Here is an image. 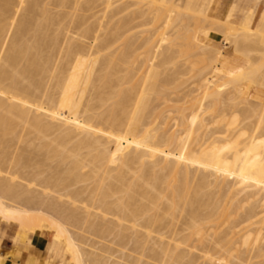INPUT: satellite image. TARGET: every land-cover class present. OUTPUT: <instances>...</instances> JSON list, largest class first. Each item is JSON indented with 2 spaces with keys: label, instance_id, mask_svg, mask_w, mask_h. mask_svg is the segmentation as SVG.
Masks as SVG:
<instances>
[{
  "label": "bare ground",
  "instance_id": "obj_1",
  "mask_svg": "<svg viewBox=\"0 0 264 264\" xmlns=\"http://www.w3.org/2000/svg\"><path fill=\"white\" fill-rule=\"evenodd\" d=\"M68 1L0 0V219L30 232H50L71 264H165L172 258L178 264H264V78L242 82L238 74L212 81L206 72L207 78L176 85L184 87L182 93L168 92L173 75L184 68L167 71L171 45L159 51L172 31L163 29L188 20L207 25L203 31L216 39L207 59L221 60L224 47L237 56L255 50L264 57V4L254 18L250 10L242 17L246 4L237 0L219 19L218 0L133 1L130 7L144 4L137 16L150 4L153 13H145L152 21L161 11L163 28L155 43L148 38L144 52L150 62L159 53L161 58L139 80L130 69L136 59L132 39L123 51H108L119 39L108 35L110 29L109 37L100 33L106 31L104 17L89 22L88 9L97 0H72L74 13L84 3L88 15L71 13L73 31L59 26L67 13H53L52 7L51 13L48 4L64 7ZM114 2L97 7L104 5L100 11L108 16ZM120 18L114 26L123 23L127 31ZM116 27L118 37L122 31ZM207 62L221 78L238 68ZM16 139L15 152L10 145L17 146ZM80 230L135 245L155 241L157 248L149 244L147 255L156 263L103 245L94 248ZM178 241L215 243L201 250L203 261L197 262L188 249L177 248ZM225 241H241L246 249L231 255L235 261H214L211 250ZM89 244L100 252L87 250ZM260 256V262L252 261Z\"/></svg>",
  "mask_w": 264,
  "mask_h": 264
},
{
  "label": "rangeland",
  "instance_id": "obj_2",
  "mask_svg": "<svg viewBox=\"0 0 264 264\" xmlns=\"http://www.w3.org/2000/svg\"><path fill=\"white\" fill-rule=\"evenodd\" d=\"M53 1V0H52ZM80 1V0H79ZM83 0H81V2H82ZM101 1V0H100ZM99 0H97L94 4H92V8H90V9H88V11H89V13H88V11H86L85 9L83 10L82 9V7L84 8L85 7V5H84V3H82V5H81V3H80V5H81V8L79 7V5L77 6L78 8H80L79 10H76L75 11V13H74V10L76 9H72L73 8V6H74V1H68V4H69V2H70V4L68 5V7H67V5L65 4V6L63 7V5H61L62 7H60V6H57L54 2H51V3H49L48 4V9H49V11L52 13V11H53V13H58V14H60L62 11L65 13V15H66V13H67V15H66V17L67 18H65V19H63L62 18V16L60 17V18H62V21L64 20V22H61L62 24H60L59 26H62V27H64L65 25L67 26L68 25V31H70V29L73 27V25H71L70 24V22H67V20L69 21L71 18V13H74V15H75V17L77 18L78 16L77 15H80L79 13H82V15H83V13L85 14V15H88L89 16V22H94V20H93V18L95 19V21H97V19H98V15H100V17H104L103 18V21H105L107 24H105V27H106V31H101L100 33L101 34H104V32H105V34H106V36L107 37H109V36H112V37H114L115 39H119L118 41H115V43H113L112 45L113 46H111L110 47V49H108V51H116L117 53H118V51L120 52V51H123L122 50V48L123 47H126V42L127 41H129L128 39L129 38H131L132 40H130V42H132V44H134L133 45V47H134V49H135V60H134V62L132 63V67H130V69L132 68V69H134V71H135V77L137 78V79H139V80H141L142 79V77H143V75L145 74V72H146V69H147V66H148V64H149V66L151 65V63H155V62H157L158 60H160V58H161V54L159 53V55H156L157 57L154 59L153 58V61H152V57H151V54H149V56L146 54H144V52H145V50L147 49V47H149V45L152 43V42H156L157 40H158V38L160 37V34L162 33V26H161V21L159 22V16H160V14H161V11H159L160 12V14H158L157 16L158 17H156L155 18V20H153L154 21V23H153V21L151 20L153 17V15H148V14H150V13H153V9L155 8L154 7V5H152V4H150V5H148V6H151L150 8H149V10H147L148 11V14L147 13H145V9H148V8H144V10H142L141 9V13H143L142 11H144V16L142 17L141 16V14H140V16L142 17H140V16H137V10L139 9L140 10V8L142 7V6H144V4H142V3H136V4H134V5H132L133 3V1H135V0H113V4L108 8V10L109 9H111V7L113 6V8L111 9V10H109V14H108V16H106V12H107V10L106 9H104L105 11V13H103V12H101V11H103L102 10V7L104 6V5H102L101 7H100V5L103 3L104 4V1L102 2H100ZM125 1H127V2H125ZM147 1V0H146ZM231 0H228V2H230ZM254 1V0H253ZM71 2H73V3H71ZM101 3L100 5H99V7H97L98 6V3ZM143 2H145V0L143 1ZM148 2V1H147ZM118 3H123V4H121V5H123V6H120V4H118ZM125 3H127V4H125ZM130 3H132L131 5V7H130ZM54 5V6H51V5ZM115 4H116V7H115ZM129 4V5H128ZM142 4V5H141ZM147 4H149V3H146V6H147ZM252 4H253V2H252ZM252 4L249 6V7H247L246 5H245V7L243 8V13H242V17L244 16V13H246L248 10H250L251 11V18H254V16H255V13L253 12V7H252ZM95 5V6H94ZM226 5V4H225ZM225 5H223V7H222V9L218 12V15H217V18H219V19H222L223 18V16H224V12H225V8H226V6ZM50 6V7H49ZM127 6H129V7H127ZM147 6V7H148ZM51 7L53 8L52 9V11H51ZM57 7V8H56ZM72 7V8H71ZM95 7V8H94ZM124 7H126V8H124ZM86 8V7H85ZM98 8H100L99 10H98ZM104 8V7H103ZM116 8V9H115ZM120 9L121 8V10H118V9ZM128 8V9H127ZM82 9V10H81ZM65 10V11H64ZM82 12H81V11ZM97 10V11H96ZM101 10V11H100ZM120 11L121 13H118V12H116V14H115V11ZM122 10H123V12H122ZM130 10V11H129ZM136 10V11H135ZM72 11V12H71ZM99 11V12H98ZM127 11V12H126ZM133 12V14H132V12ZM135 11V12H134ZM146 11V12H147ZM150 11V12H149ZM152 11V12H151ZM62 12V13H63ZM86 12L88 13V14H86ZM139 12V11H138ZM91 13V14H90ZM102 13H103V15H102ZM114 13V14H113ZM131 13V14H130ZM137 13V14H136ZM140 13V12H139ZM222 13V14H221ZM93 14V15H92ZM105 14V15H104ZM134 14H136V17H135V15ZM64 14H63V16H65ZM74 15H73V19H74ZM84 15V16H85ZM90 15H91V17H90ZM113 15V16H112ZM116 15V16H115ZM123 15V16H122ZM130 15H132V17L134 18H132ZM139 15V14H138ZM81 16V15H80ZM79 16V17H80ZM98 16V17H97ZM120 16L123 18V21H124V18H125V23H127V24H125V25H129L128 27L129 28H126V30L127 31H122L125 27L123 26V23L121 24H115V26H114V24L113 23H115V20L117 19L118 20V18H120ZM128 16V17H127ZM99 17V18H100ZM70 18V19H69ZM76 18H75V20H76ZM107 18H108V20H107ZM126 18H127V20H129L131 23H129V22H127V20H126ZM129 18H131V20L129 19ZM136 18H138V19H136ZM106 19V20H105ZM110 19V20H109ZM114 19V20H113ZM121 19V18H120ZM154 19V18H153ZM135 20V21H134ZM140 20H142V21H140ZM158 20V21H157ZM66 21V22H65ZM108 21V22H107ZM121 22H122V19L120 20ZM137 21H140V22H137ZM117 22H119V21H117ZM116 22V23H117ZM136 24H134V23ZM179 23V21H176V22H173V24L171 23L169 26H167V27H165L164 29H163V31L165 30V32L167 33V32H169V33H167L168 35L170 34V31H171V34L169 35L170 37H169V39L168 40H166L165 41V46L166 47H164V43L162 42L161 44V46H160V49H159V51L162 49H167V48H169L170 46L169 45H171V47H170V52H169V54H170V60H169V62L165 65L167 68H166V70L167 71H169V68L171 69V71H174V69H180V70H183L182 68H184V70L181 72V74H179V73H177V75H173L174 77H172V78H174V80L172 81V84L171 85H169V88H171V87H174V88H172L173 90H169V89H167V91L169 92V91H174V93H175V90L176 91H178V92H180V93H182V91L184 90V87H185V85H187V84H184V83H182V82H186V83H190V82H192L193 80L195 81V80H197L198 79V81H199V79L200 78H207L208 76L207 75H211L210 77L213 79H210V80H212V81H223V80H232L233 78H234V76H236V75H238V74H242V75H244L243 76V79L241 78V80H242V82H250V81H254V80H261V79H263L264 78V57H262V55H261V53H259L258 51H252V50H250V51H247V53L246 54H243V55H241V56H237L236 54H235V60L237 61V67L238 68H236L233 72H231L230 74H228L227 76H225L224 78H221L222 76L220 75V73H221V71H219L218 70V72H220V73H218V72H216V74L214 73H211V65L209 66L208 64V62L207 61H209L211 64H215V63H217V62H219V63H217L218 64V66L219 65H221V62H222V60H220V58L217 60V59H215V60H211V59H207V58H209L208 56H210V51L212 50V47L214 46V45H212L213 43H211V42H215L216 43V39H213V37H211L210 36V33L208 32V30H205V31H203L204 29H207L206 27H207V25L205 26L204 24H199L198 25V23H196L195 24V22H193V21H188V20H185V21H181L180 23L182 24V25H185L186 24V27L184 26V28L182 27V25L179 23V25H178V23ZM67 23H69V24H67ZM129 23V24H128ZM133 23V24H132ZM139 23V24H138ZM158 23V24H157ZM110 24V25H109ZM112 24H113V26H112ZM138 24V25H137ZM196 26L197 25V27H195L194 25ZM251 25H252V21H251V23H250ZM108 27H107V26ZM130 25L132 26L131 28H130ZM173 25V26H172ZM177 25V28L176 27H174V26H176ZM194 27H193V26ZM72 26V27H71ZM112 26V27H111ZM116 26H118V27H116ZM158 26H160V27H158ZM172 26V27H171ZM179 26V27H178ZM181 26V27H180ZM187 26H190V27H188L187 28ZM202 28H201V27ZM55 27H57V26H55ZM115 27L116 28H118L119 29V32L120 31H122L121 33H119L118 35V37H116V35H117V31L118 30H116V33L115 32H113L114 30H115ZM158 27V28H157ZM199 27H200V29H199ZM64 28H66V27H64ZM113 30H112V29ZM175 30H174V29ZM180 28V29H179ZM182 28V29H181ZM204 28V29H203ZM108 29V30H107ZM109 29H110V33H108V35H107V33L106 32H108L109 31ZM168 29V30H167ZM176 29H178V30H176ZM71 31H73V28L71 29ZM111 32H113L114 34H115V36L113 35V33H111ZM124 32V34H122ZM206 32V33H205ZM71 33V32H70ZM158 33H160V34H158ZM76 36H77V33L75 32L74 33ZM74 34H72L71 36H72V40H73V42H79L78 41V39L77 38H75V41H74V37H73V35ZM112 34V35H111ZM208 36H207V35ZM74 35V36H75ZM75 36V37H76ZM122 36V37H121ZM120 37V38H119ZM158 37V38H157ZM212 39V41L210 40V38ZM150 39V41H151V43H150V41H149V39ZM114 39V40H115ZM144 39L146 40V41H148L147 43L144 41ZM155 39H156V41H155ZM128 43V44H131V43ZM145 42V43H144ZM148 43H150L149 45H148ZM214 43V44H215ZM132 44H131V46H132ZM166 44H169V45H166ZM212 45V46H211ZM130 46V45H129ZM128 46V47H129ZM168 46V47H167ZM133 47H130V49L131 48H133ZM146 47V48H145ZM214 48V47H213ZM117 49V50H116ZM127 49H129V48H127ZM209 49V50H208ZM202 50H208L207 52L206 51H204V53H203V51ZM125 51V50H124ZM127 51V50H126ZM152 51V50H151ZM201 51H202V53H201ZM161 52V51H160ZM100 53V55L101 54H103V52H99ZM151 53V52H150ZM206 53H208V54H206ZM96 54V53H95ZM95 54L93 55L94 56V58L95 57H97L99 54L97 53L96 54V56H95ZM198 54V55H197ZM202 54V55H201ZM153 56V55H152ZM160 58H159V57ZM204 56V57H203ZM149 57H151L150 58V60H151V62L149 61ZM174 57V58H173ZM200 57V58H199ZM173 58V59H172ZM202 58V59H201ZM207 60H206V59ZM217 60V61H216ZM220 60V61H219ZM214 61V62H213ZM216 61V62H215ZM248 62V63H247ZM172 63V64H171ZM210 67V68H207L208 66ZM176 66L178 67V68H176ZM207 66V67H206ZM172 67V68H171ZM173 67H175V68H173ZM208 69V70H207ZM221 70V69H220ZM253 72L252 73V75L250 74L249 76H246L245 75V72L248 74L249 72ZM207 72V73H206ZM170 73V72H169ZM207 75H206V74ZM213 74V75H212ZM206 77H205V76ZM202 76H204V77H202ZM215 76V77H214ZM252 76V77H251ZM251 77V78H250ZM177 79V80H176ZM219 79V80H218ZM220 79H222V80H220ZM152 79H150L149 81H147L146 82V84H149V82L151 81ZM175 82V83H174ZM197 82V81H196ZM238 82H240V81H238ZM238 82H232V84H235V83H238ZM180 85V84H184L182 87H180V86H177V87H179V88H176V85ZM144 86H146L145 84L143 85V87ZM180 88H183V90H180ZM253 92H255L256 93V90L254 89V90H252L250 93L251 94H254ZM142 93H144V94H146V92H142ZM175 113V112H174ZM173 113V114H174ZM168 128V127H167ZM11 142H14V139L13 140H11ZM10 142V144H13V143H11ZM15 142H17V146H15L16 145V143H14L13 145H10L11 147V149H13V150H15V152L17 151V149H18V146H19V141L16 139V141ZM22 146V144L20 145V147ZM16 147V148H15ZM24 145H23V149H22V147L18 150V154H20V152L19 151H21V152H24L25 150H24ZM11 149H10V152H11ZM12 150V153L14 154L15 152ZM17 153H15V154H17ZM14 154V155H15ZM17 154V155H18ZM54 164V163H53ZM52 164V165H53ZM181 217H182V215H181ZM179 218H180V216H179ZM183 218V217H182ZM181 219V218H180ZM223 221V220H222ZM222 221L221 222H219V223H222ZM223 224V223H222ZM220 226H222V225H220ZM219 226V227H220ZM221 230H223L224 228L223 227H221L220 228ZM78 233H79V235H82L83 234V231H78ZM82 233V234H81ZM87 234V235H86ZM86 235V237H84V238H90L89 239V241H88V239L86 240L85 239V241H86V243H91V245H93L92 247H94V248H97V246H98V248L99 247H101L102 245L104 246V247H106V248H108L111 252H113L114 254H120V253H117L116 252V250L117 249H119L118 250V252L121 250L122 252H121V254H124L125 256L126 255H130V256H132V257H139V256H142V260H146V261H150L151 263H153L154 261H151V252H150V249H147V247H149L150 245V247L149 248H151L153 245H154V247L155 246H157V244H155V241L153 242V241H147L148 242V246L146 245V243L145 242H143V244H145V246H146V249H145V247L143 246V244L141 245V243L142 242H139V244H137V245H135L134 244V242L133 241H123V242H119V241H116L115 239H114V237H113V234L112 235H109V237L107 236H105V237H97V236H91L90 234H89V232L88 231H84V234L82 235V236H85ZM88 236V237H87ZM92 238H91V237ZM110 236H112L113 237V239H112V237H110ZM252 237H253V234H252ZM96 238V239H95ZM91 239H92V241H91ZM94 239V240H93ZM94 242H95V244H94ZM152 242H153V245H152ZM157 242V241H156ZM164 244L163 245H165V242L164 241H162ZM170 242H171V244H170ZM170 242H168L167 241V243H169V245H171V246H173V244H175L176 242L175 241H170ZM175 242V243H174ZM203 242V241H202ZM202 242L201 241H178V249L180 248V250L181 249H184V250H186V249H188L189 251H190V253H189V251H184L185 253H188V254H190L191 255V253L194 255V257H195V259L197 260V262H200L203 258H201V257H203L202 256V252H204V251H201V250H206V249H208V245L210 246V245H213V243H215V241H205V242H203V244H202ZM222 241H220V242H217L216 241V244L217 243H221ZM252 241H250V243H251ZM99 243V244H98ZM120 243H121V245H120ZM166 243V244H167ZM212 243V244H211ZM240 243H241V241H225V243H224V246L222 247L221 246V248L220 247H217V249L215 250V249H213V250H211L214 246H212V248L211 247H209V248H211L210 250H211V253H212V255H213V259H214V261H216L217 260V258H220V257H222V258H224V260H223V262L224 261H228V260H230V261H235V259L234 258H232V256L231 255H234L235 253L237 254L238 253V251H240V252H244L245 250L244 249H246V247H244V246H241L240 245ZM258 243V245H259V243L260 242H257ZM264 243V241L262 242L261 241V243H260V246H261V244H262V246L264 245L263 244ZM105 244H107V246L105 245ZM150 244V245H149ZM216 244H215V246H216ZM90 244L88 245V246H85V247H87L86 249L87 250H89V251H91V252H97V253H99L98 251H95V250H97V249H94V248H91V247H89V246H91ZM180 245V246H179ZM221 245V244H220ZM223 245V244H222ZM257 245V246H258ZM96 246V247H95ZM142 246L144 247V249L146 250V252L144 253V249H142ZM203 247V248H202ZM206 247V248H205ZM248 247H250V246H248ZM254 247V249H255V245L253 246ZM88 248H90V249H88ZM131 248H132V250H131ZM138 250H137V249ZM157 247H155V249H156ZM219 248V249H218ZM236 248H238V249H236ZM241 248H242V250H241ZM66 249V248H65ZM91 249H93V250H91ZM116 249V250H115ZM235 249V250H234ZM134 250V251H133ZM135 250H137V251H135ZM147 250H149V252L147 251ZM210 250H209V253H210ZM183 251V250H182ZM139 252V253H138ZM146 254V255H145ZM147 254H149L150 256V258L151 259H149L148 258V255ZM235 254V255H236ZM192 255V256H193ZM196 255V256H195ZM199 256V258L197 259L196 257H198ZM167 260L169 259V258H166ZM260 259V260H259ZM261 259H262V256H260V257H257V258H255V259H252V261L253 262H260L261 261ZM257 260H259V261H257ZM263 260V259H262ZM169 261V262H168ZM167 262H165V264H178V263H175V262H173L174 261V259L172 258V259H169ZM203 261V260H202ZM201 261V262H202ZM127 263V262H126ZM154 263H156V262H154ZM129 264V263H128ZM156 264H159V262L158 263H156ZM179 264H181V263H179Z\"/></svg>",
  "mask_w": 264,
  "mask_h": 264
},
{
  "label": "crops",
  "instance_id": "obj_3",
  "mask_svg": "<svg viewBox=\"0 0 264 264\" xmlns=\"http://www.w3.org/2000/svg\"><path fill=\"white\" fill-rule=\"evenodd\" d=\"M218 1L222 2L218 12L224 4H226L225 12H227L229 6L234 5L237 0ZM240 1L247 7L253 2L255 15L264 4V0ZM222 58L221 60L228 66L237 65L235 52L228 47L222 49ZM0 264H71V260L68 251L59 241L53 239L50 232H30L14 224L4 223L0 219Z\"/></svg>",
  "mask_w": 264,
  "mask_h": 264
}]
</instances>
